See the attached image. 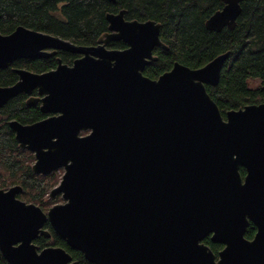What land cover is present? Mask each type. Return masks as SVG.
<instances>
[{"label":"water","instance_id":"water-1","mask_svg":"<svg viewBox=\"0 0 264 264\" xmlns=\"http://www.w3.org/2000/svg\"><path fill=\"white\" fill-rule=\"evenodd\" d=\"M222 1L208 30L236 27L245 0ZM126 13L107 14L108 31L93 47L23 26L0 33V70L49 57L50 48L85 54L72 68L16 70L19 81L0 87V108L39 89L42 111L61 114L9 126L20 149L35 155L34 174L64 169L48 200L61 195L64 203L47 213L18 198L22 186L0 189L3 257L78 264L61 247L38 251L34 241L50 237L49 223L91 264H264V103L223 116L206 86L219 84L229 52L199 69L176 62L149 78L155 48L168 49L161 24ZM120 41L128 48H107ZM251 223L257 232L249 240ZM208 237L224 245L218 257L203 243Z\"/></svg>","mask_w":264,"mask_h":264},{"label":"trees","instance_id":"trees-1","mask_svg":"<svg viewBox=\"0 0 264 264\" xmlns=\"http://www.w3.org/2000/svg\"><path fill=\"white\" fill-rule=\"evenodd\" d=\"M223 6L222 0H0V33L9 35L23 26L76 45L90 46L108 31V13L126 10L127 20H153L161 24V40L168 49L155 48L154 55L158 60L145 71L151 79H158L170 71L176 62L199 69L217 56L230 53L219 84L206 86L225 117L230 110L264 103V0H245L233 30H208L207 20ZM125 47L123 42L109 45L116 50ZM55 64L54 58L20 60L14 67L42 73ZM16 80L12 68L0 70V85L13 84ZM41 115L39 108L26 105L25 96L10 100L0 110V189L20 185L23 187L20 199L47 210L57 203L56 200H47L50 190L59 184L61 173L56 171L48 176L34 174V155L20 149L9 126L12 120L33 123ZM240 171L245 177V169ZM46 225L52 236L39 238L37 245L62 247L78 264H91L81 252L71 249L49 223ZM256 232L251 223L245 237L251 240ZM203 243L209 245L215 254L222 249L210 237ZM0 264H7L1 252Z\"/></svg>","mask_w":264,"mask_h":264},{"label":"flooded vegetation","instance_id":"flooded-vegetation-1","mask_svg":"<svg viewBox=\"0 0 264 264\" xmlns=\"http://www.w3.org/2000/svg\"><path fill=\"white\" fill-rule=\"evenodd\" d=\"M99 40V39H98ZM121 42V41H120ZM112 43V42H111ZM111 43H109L108 45H107V48L108 49H111V50H116V49H112V48H109V45L111 44ZM74 44V43H73ZM76 45V44H75ZM98 45V41H97V43L96 44H93V45H90V46H85V45H77V46H84V47H93V46H97ZM128 47H127V45H126V47L124 48V49H122V50H125V49H127ZM43 52H45V53H47V54H50L49 55V57H38V58H34V59H18V60H16L10 67H8V68H12V70H13V72L16 74V76H17V80L15 81V82H13V84H9V85H0V87H10V86H13V85H15L18 81H19V79H20V77H19V75H18V73L16 72V70H21V69H24V70H27V71H30V72H33V73H36V74H44V73H48V72H53V71H56L57 69H58V67L60 66V65H62V66H66V67H70V68H72V67H74V65H75V62L76 61H78V60H80V59H82V58H84L85 57V54H80V53H73V52H70V51H66V50H62V49H54V48H50V49H46V50H44ZM48 58H54L55 59V61H56V64H55V67H53V68H51L50 70H48V71H45V72H42V73H38V72H34V71H31V70H28V69H26V68H18V67H14V65H15V63L17 62V61H20V60H36V59H48ZM148 67V66H147ZM8 68H6V69H8ZM146 71V70H145ZM144 74H145V72H144ZM19 96H25V103H26V105L27 106H29V107H37V108H39V111L41 112V117H39L38 119H36L33 123H30V124H23V123H21V122H19L18 120H12V121H17V122H19V123H21V124H23V125H32V124H35V123H38V122H41V121H44V120H47V119H49V118H54V117H59V116H61V114L60 113H51V112H49V113H45V112H43L42 111V107H43V103H42V100L46 97V95H41L40 93H39V89H34L33 91H32V93L30 94V95H26V94H20ZM19 96H17V97H19ZM16 97V98H17ZM30 100H33V101H30ZM29 101H30V103H33V105H30L29 104ZM34 102H35V104H34ZM3 108V107H2ZM2 108H0V110L2 109ZM12 121H10V122H12ZM9 122V123H10ZM15 133V132H14ZM90 133V131H88V132H82L81 133V136H87L88 134ZM15 136H16V133H15ZM33 154V153H32ZM34 155V154H33ZM34 157H35V155H34ZM34 163H35V161H34ZM58 172H60V173H63L64 174V169H60V170H57ZM63 171V172H62ZM56 172V171H55ZM63 174H62V176H63ZM41 176V175H40ZM62 176H61V178H62ZM61 182V181H60ZM60 182H59V184H60ZM58 184V185H59ZM57 185V186H58ZM56 186V187H57ZM13 187V186H12ZM54 189V188H53ZM52 189V190H53ZM51 190V191H52ZM22 194V193H21ZM20 194V195H21ZM19 195V196H20ZM49 196H50V194H49ZM49 196H48V200H49ZM57 197H61L62 198V196L61 195H59V196H57ZM56 197V198H57ZM19 198V197H18ZM20 199V198H19ZM55 199V198H54ZM54 199H52V200H54ZM22 200V199H21ZM47 200V201H48ZM51 200V201H52ZM23 201V200H22ZM51 201H48V202H51ZM26 202V201H25ZM26 203H28V202H26ZM64 203V202H63ZM63 203H58V204H63ZM29 204H31V203H29ZM34 204V203H33ZM35 205H37V204H35ZM56 205V204H55ZM37 206H39V205H37ZM54 206V205H53ZM52 206V207H53ZM40 207V206H39ZM45 213H47L48 211H49V209L51 208H48L47 210H45V209H43L42 207H40ZM48 224V223H47ZM46 226L47 225H45V227H44V229L45 230H47L49 233H50V237H45V236H43V235H39V237L34 241V243H35V245H37L36 244V241L39 239V238H41V237H45V238H51V231L49 230V229H47L46 228ZM51 226V225H50ZM52 228V227H51ZM252 240V239H251ZM215 244H217V243H215ZM219 245H221L222 246V249L224 248V245H222V244H219ZM38 246V248H39V252L40 251H42V250H44V249H46V248H48V247H57V246H46V247H41V246H39V245H37ZM62 248V247H61ZM221 249V250H222ZM66 250V249H65ZM220 250V251H221ZM67 251V250H66ZM219 251V252H220ZM1 252V251H0ZM68 252V251H67ZM219 252L216 254V256L218 257V254H219ZM69 253V252H68ZM2 254V253H1ZM70 254V253H69ZM71 255V254H70ZM3 256V255H2ZM72 256V255H71ZM73 258V257H72ZM5 259V258H4ZM6 260V259H5ZM7 261V260H6ZM73 261H75L74 259H73ZM7 264H9L8 263V261H7Z\"/></svg>","mask_w":264,"mask_h":264},{"label":"rangeland","instance_id":"rangeland-1","mask_svg":"<svg viewBox=\"0 0 264 264\" xmlns=\"http://www.w3.org/2000/svg\"><path fill=\"white\" fill-rule=\"evenodd\" d=\"M62 172H63V171H62ZM62 174H63V173H61L60 176H62ZM61 179H62V178H60V181H61ZM0 188H2V187L0 186ZM4 188H5V189H8L9 187H8V188H7V187H4ZM4 188H3V189H4ZM51 190H52V189H51ZM51 190H50V191H51ZM55 200H56V202H57V203H55V204L63 203V202H64L63 199H62L61 197H57L56 199H54V201H55ZM24 201H25V200H24ZM55 204H52L50 207H52V206L55 205ZM50 207H49V208H50Z\"/></svg>","mask_w":264,"mask_h":264}]
</instances>
